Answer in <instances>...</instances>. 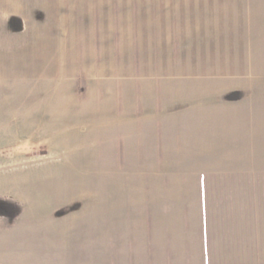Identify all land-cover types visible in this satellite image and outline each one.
Listing matches in <instances>:
<instances>
[{
	"label": "rangeland",
	"instance_id": "obj_1",
	"mask_svg": "<svg viewBox=\"0 0 264 264\" xmlns=\"http://www.w3.org/2000/svg\"><path fill=\"white\" fill-rule=\"evenodd\" d=\"M121 1L150 2L155 44L171 38L170 128L121 143L133 150L96 194L61 206L50 157L20 152L54 145L49 114L25 101L18 56L0 55V264H264V0ZM11 19L0 50L15 53Z\"/></svg>",
	"mask_w": 264,
	"mask_h": 264
},
{
	"label": "crops",
	"instance_id": "obj_2",
	"mask_svg": "<svg viewBox=\"0 0 264 264\" xmlns=\"http://www.w3.org/2000/svg\"><path fill=\"white\" fill-rule=\"evenodd\" d=\"M149 3L137 11L121 0H13L0 7L1 27L11 18L23 24L19 51L0 55L18 56L20 82L33 89L25 101L49 114L42 126L54 143L20 152L35 162L50 157L44 176L58 185L61 206L96 194L91 180L133 150L121 143L170 128L159 78L171 66L165 50L171 38L155 44ZM36 9L47 17L38 18Z\"/></svg>",
	"mask_w": 264,
	"mask_h": 264
}]
</instances>
